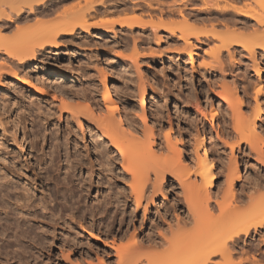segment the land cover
I'll list each match as a JSON object with an SVG mask.
<instances>
[{"label": "bare ground", "instance_id": "bare-ground-1", "mask_svg": "<svg viewBox=\"0 0 264 264\" xmlns=\"http://www.w3.org/2000/svg\"><path fill=\"white\" fill-rule=\"evenodd\" d=\"M48 1L49 0H0V60H4L2 62L0 61L1 63L0 87L1 86L7 87V85L10 84L13 85L15 89H18V91L25 90L22 86H26L27 88L29 87L32 91H34L35 94L37 95V96L35 95L36 99H34V95H32L30 97H33V100L31 101L28 100L30 104H25L26 103L25 102L23 103L25 105H22V103H20L22 105L20 106L23 108L27 106L28 107L27 109L31 110L29 111V113L33 111L36 112L34 114H37V117L36 115L35 117L33 116L35 119L38 118L36 119V121L39 120L35 124L37 125L38 123L39 128H37V130L34 129L35 131H37L36 136L42 137L43 135V137H46V133L44 134L41 133L42 130L41 127L42 126L46 127V125L48 124L52 126L53 129L50 132L47 131L46 128L44 129V127L43 129L45 130V132H49L50 139L52 141L55 140L56 142L54 144V149L52 148L53 150L50 151L48 156H46V158H42L39 154L36 153V151H34L36 149L35 147L38 148L37 146L38 144L37 145L35 144L36 141L35 142L31 141L33 142L31 143L32 152L34 153V155H36L34 160L36 164L34 165L31 163V161L28 160L29 158H26L25 155L27 153L24 155V150H25L24 144L16 145V146L19 145L17 147L19 149L18 153H12L11 155L8 153L5 154L7 152L4 151L5 147H3L4 145H6L4 140L5 138L3 135L0 137V145H2L3 147L2 148L0 146V234L2 235V238L1 236L0 238L2 241L4 240L2 242L3 244L2 243L0 244V257H4L2 256V254L3 253L5 254V261H3L2 264L14 263L11 261L10 259L11 257L10 258L7 257L10 256L11 253L13 252H17V254L20 253V255H22V253L25 254L26 252L25 247H28V245L26 246L25 243L29 239L32 241L34 240V243L36 241V243L40 246L39 248L43 246L45 250V248H52V246L54 245V241L56 239L58 241L59 235L61 234L62 236H65V233L67 232L68 235L65 236V239L77 240V243H79L80 241L78 235L83 234L79 231L80 229L88 233L92 239L97 241L95 247L99 249L98 251L99 253H95L97 262H92L90 259H88L85 260V262H76L75 264H84V263L111 264L110 261H112V258L114 256L117 259L116 264H217L213 260V258L217 256H220L221 258L223 257L224 259L227 258L226 262L225 260H223L224 264H228V262L232 263V259L231 262L228 260L235 255L237 251V247L242 242L243 237L249 238L253 233L256 234L262 233L264 235V193L261 190L263 189L264 191V173H262L263 171H261L262 167H264V133H263L264 130L260 127L261 125L260 126L257 125L258 120H260L262 116V103L260 102V94L264 93V81L261 79L264 70H262L260 61H258V59L257 62L253 61L255 62L253 63L254 64L253 68H255V72L257 76H259L258 77L259 82H257L258 86L255 89L256 90L255 93L256 92L257 93L254 99L256 101L255 102L256 107L253 117L249 118L246 116L243 109L244 99L240 96L237 89H234L235 88L234 86L230 87L229 85L226 84L222 87V90L216 93L219 94L220 96V102L225 103L227 109L230 110L231 112L230 117L234 123L233 128L235 132L234 133L235 136H233L232 139L234 140V137L236 139L233 142L229 141L231 143L229 144V148L231 150L232 157L230 159V166L228 168L229 173L226 176V181H225L227 182L226 184L228 185L227 186L228 189H226L225 191L226 197L223 196L222 202H220V200H218V195H216L214 192V187L216 185L215 184L216 175L213 170L214 161L211 158L212 156L210 157V154H208V152L205 149H203L204 150L203 155H200L199 153V146H204L203 144L205 139L203 135L197 134L199 135L197 140V147L194 148V150L196 149L195 151L196 155L195 153L194 155L196 156L195 159L197 158V161L194 162L193 160L194 163L193 162L187 163L184 160L185 157L183 155V150L179 145L180 139H178L176 134L175 135L172 134V130H173L171 126L172 124L169 123V128L166 130L165 142L163 139H161L163 140V141L160 140L162 143L161 142L156 143L157 140L155 141L154 133L152 132L151 129H149V131L148 130L139 131L137 128H134V126H131V124L128 123L130 121L128 120L129 118L127 119L128 122L126 124L124 123V120L122 119L120 113H118L119 116L116 117L117 114L116 111L118 112L120 108L118 102L113 99L112 93L109 89L106 88V93L103 96L104 97L103 100H105L104 108L101 107V105L98 104V102L95 105L88 103L87 106H81L80 104H77L75 97L71 94L72 92L74 93L76 91L74 88L77 85V83L74 82L75 81L74 75L69 73L67 74L63 71L48 70L46 65H43L42 62H39L40 60L38 61L39 57L41 55H44L47 49H51L55 52L56 50L62 48L58 40L59 37H61L62 35L74 34L77 28L86 29L87 24H86L85 12L88 9H90L89 6L91 5V10L93 9L95 13H97L98 8L99 10L102 9L101 1L100 4H97V2L94 4L91 2V0H89L88 2H91L93 5L89 3V6L86 4L87 7L82 8L81 10L79 9L80 12L79 11L77 12L78 15H80L79 17H82V19L74 18L72 20H69L64 18L61 20L62 22L61 21L56 22L53 25L49 24L48 29L46 28L47 30L44 29L43 31V28L37 29L39 30L38 31L39 34H36L37 36L36 38L34 37L33 40L37 38L38 39L35 40L34 43L33 42L31 43V40L29 41V39H28L29 42L25 41L23 37L22 38L26 43L22 39H21L22 41H20L21 43L18 42L19 40H17V38L15 37L11 39L12 37H10V35H12V33L10 35L7 34L9 35L10 39H7L8 36L7 38L6 36H4L5 34L4 32H6L9 29V27H11L13 24H16L17 22L19 23L21 21L24 22L29 20L31 21L32 18L34 19V17L36 16L37 18H39L38 16L50 14L52 11L54 12L55 9H57L56 8L57 5L60 6V4L58 3H55L54 5L49 4ZM188 1H192V0H188ZM231 2L229 1V3H227L225 6L223 5L224 7L217 6L216 11L219 10L221 12L222 11L226 12L229 9L230 10L233 9L235 12L239 11V13H241L240 10L242 12H245L240 7H237L234 4V1L232 3ZM83 3L81 4L80 2L82 6L85 4ZM72 6L70 7L69 5L68 7L70 8L67 7L68 9H66L65 7L64 10L62 8L60 10L62 12H60L58 16L59 15L61 16L63 11L64 13L65 12L67 13L66 10L70 9L71 11L77 8ZM83 9L86 11H84ZM208 10L209 11L208 14H206V17L199 16V18L200 17L202 18V19L200 18L201 21L202 20L212 21L214 19L217 20L218 17L214 14L215 12L212 11L213 9L209 8ZM81 11H83L84 14H82L83 12ZM244 15L246 16V18L255 19V21L257 22V24L260 25V27L262 25V22H264L262 21V19L253 17L250 14H244ZM183 18L186 23H187V19L188 21L192 22L190 16L188 18L184 16ZM234 19L230 20L233 22L232 25L234 24L235 21ZM107 20H103V22L105 21L104 25H106ZM238 20L239 19H237L236 21ZM38 21L39 23L38 24L35 23V25L40 24L41 21L40 20ZM42 21L45 22V20ZM107 22L109 23L110 21L108 20ZM114 22H116V24L119 23L118 25L121 26L124 25L130 28L133 27L134 25L136 26L137 24H140L141 26L143 25L146 26L145 22H143L140 18H130V19L125 18L124 20H118V22L117 20L116 21L114 20L112 21V24H114ZM242 23L246 25L248 23V20L245 19L242 21ZM257 24L255 26H257ZM226 25L227 26L225 27H228L229 24L226 23ZM245 29H249V28H244V30ZM12 30L13 28L11 29V31ZM19 30L21 29L19 28ZM178 30L180 31L179 37L186 44V49L188 50V55H190L189 58L191 61H193L192 58L195 57L193 55L194 54L196 55L198 53L195 51V47H199L200 49L201 46V45L198 46V44L196 45L191 41V37L193 36L200 44L206 42L204 38L208 42H210L212 39L219 42L211 52L212 54L211 56L213 57V60L216 61L219 60L220 55L224 50H227L230 53L229 56L231 58V61L233 59L235 60L236 59L235 54L231 53V46L234 44H240L241 46H243V48L248 51L249 56L253 57L254 60H256L255 59L256 48L261 50L260 52L262 51L264 52V28H255L254 30H251L253 31V33H250L248 36L245 35L247 38L246 37L243 38V36L236 37L239 36L237 35V31L235 29H230V28H226L224 31H222L223 29L217 30L215 28L204 31H195L193 29L195 31L194 32L192 28L188 26V28H180ZM23 31L24 29L22 30V33ZM170 32L171 34L173 33V35L176 34L175 29H170ZM15 35L16 33L13 36ZM26 35L31 37V33L29 34L27 31H26ZM248 37L249 38L256 37V39L259 40V42L255 43V40L250 41ZM160 38H159L160 41L163 40L162 38L161 39ZM10 40L11 41L17 40V42L20 44L16 43L15 41H14L15 43H13ZM28 61H34V62L36 61L35 62L36 65H33L35 68L32 69L30 67L34 71L33 75H32L33 72L32 70L31 71H28L29 69L27 70ZM69 63L70 62H68V65L70 67ZM6 67L9 68L7 69ZM72 70L73 69L69 71L72 72ZM77 86L79 87V85ZM77 86L76 89L81 90L80 88L82 86L80 88H78ZM79 90L77 91L79 92ZM90 90L87 89L88 92ZM0 92L1 94H3L2 91ZM19 93L21 94L20 91ZM91 93L94 92L92 91ZM6 95L5 96L3 95L4 97L0 95L1 96L0 106L5 108L2 109L7 110L8 112H10L11 110H15V109H9L11 108L10 106H12L11 104L15 106L14 104L16 103L12 101V99L8 98L9 95L7 96V98H5ZM143 96L144 97L147 96L145 89L143 90ZM30 97L29 99H31ZM47 97L49 98L51 97L54 100L58 99L59 97L61 99L62 105L60 104V106L58 105L56 106L54 104L55 101L53 102L51 101L52 99H47ZM60 99H58L59 102ZM16 102H19V100ZM57 108H59L60 110L58 111ZM102 108L105 110H103ZM17 110L19 111V108ZM24 112H26V110L22 111V113ZM215 112L212 111V114L215 115ZM20 114H18V119L20 118L22 119L24 117V121H25L26 116L22 115L21 117L19 116ZM92 115L94 118L92 117ZM65 116L67 123L80 121L82 117L85 118L87 116H89L87 117L89 118L87 119L88 121L89 120L90 122L94 121L92 122V124H95L97 127V131L95 130V133L97 132L96 135L101 137V139H99V137L97 136L98 138L94 142L95 143L93 146L95 149L94 154L92 151H90V149L85 147L82 148L81 146H79L80 144L78 143H77L78 145L73 144L74 150L73 149L70 150L69 144H71V142L70 139L67 137L68 135L64 136V140L60 142V135H59L57 123ZM91 117L93 120L90 119ZM14 118L13 121L15 120ZM116 118H118L120 121L119 120L117 121ZM2 121L3 120L0 121V125L3 124ZM9 121L11 122V119H9ZM18 121L20 120H17V122H15L16 123L14 127L15 130H18V126L20 122L22 123L20 129L23 128L22 127L23 122L22 121L18 122ZM117 122L118 123L120 122L121 127L118 125ZM55 126L56 128H54ZM5 127H4L5 129L4 132H6ZM1 128L3 127L1 126ZM196 131H198V133L200 132L199 130ZM227 142H225L226 145ZM244 145L248 146L247 148L249 150L248 154L250 155V157H253L256 161V163L253 164V168L257 172L255 170L253 171H255L254 174L257 175L256 176L254 175L253 178V174H250V176L254 179L253 186L248 185L249 186L248 187L246 185V187L249 189V190L246 189L248 191L247 193H249L247 194V199L249 197L250 200L254 199L256 202L252 208H250L249 210H247L246 213H244L245 214L244 216L242 213H241L242 215L239 213L235 218V216L231 217L232 211L238 213V209H240V206L238 207L237 205H239V203L242 202V199L241 198L237 199L234 186L237 182L240 181L242 182V180L246 181L249 178L248 176V178L244 179V176H247V174L249 173L250 163L249 166H247L249 160H247L246 165H244L246 166V173L248 172L246 175L243 176L242 172H240V166H239V162H240L239 160L242 158V156H244L242 155L245 151L243 150ZM9 147L6 148L9 149ZM62 151H64L65 154L62 153ZM237 151L243 152L242 154H240V156L242 155L241 158L237 156ZM97 154H99V156H97ZM64 155H65V159H63ZM93 156L96 157L95 161L92 159ZM247 158L249 157L247 156ZM37 168L40 169L39 172L37 171ZM253 168L251 167V169ZM97 178L98 180L96 182ZM170 179H174V181H176L177 184L180 185L179 187H181L180 189L183 192L181 193L184 195L181 196H183V200H185V204L187 205L186 208L188 210V214H187L188 222L179 219V217L176 216L177 218L175 217L174 219H177V221L175 220L176 221L174 222L175 225L174 224L172 225V222L167 223L168 221L165 220L166 221L165 222L161 217H159L161 214H159L158 217L155 218L153 217L155 214L152 215L151 213L153 211L152 208L154 206H157L158 204L157 201H160V198H167L169 191L167 189L168 187H166L165 184L168 183ZM45 182L46 184L49 185V187L44 189L45 190L44 191L42 189L45 188ZM249 182L250 179L248 183ZM94 189H97L100 192V194L97 197L92 196V191ZM258 189H260L262 193L260 192V190L257 191ZM254 190L258 192L257 194H259L258 195L259 198H257L256 195L257 199L255 198V196L253 198V195H255L252 194ZM224 197L226 199L230 197L229 198L230 200L234 198L235 202L237 203L236 205L237 207L235 206L234 208L232 209L230 208L227 210V208L229 207H226L225 205L226 203H224L226 202V200ZM90 200H95V202L93 201L91 202ZM230 200H229V202H231L230 204H233V202ZM162 203L159 202V204ZM212 203H215L218 206V208L221 209V211L226 209L224 210L225 212L223 211L224 213L222 212L220 214L221 215L223 214V217L224 215L225 216L227 215L231 218H234L233 219L234 221H232V219L227 216L224 218L223 217L218 218L219 216L218 215L217 218L219 220L222 218L223 220L226 219L225 222L226 223L228 222L227 224H229V222L232 221V223L229 224V226L226 225L225 223V226L226 227L228 226V228L230 229L223 228L225 230L223 231L221 230V228H219V226L221 225H216L218 226V229L221 230L220 232L216 230L218 234L217 232L214 233L216 236L217 235L218 236L215 237L214 235L213 237L212 236L213 234L211 233H209V235L211 234L210 236L216 239H219V236L221 237V235H223V237L219 239L220 243L217 244L215 243V245L213 244V242H215V239H213L211 245L205 246L208 247L205 249L204 247H202V244L204 243L203 239L209 235L203 236V233L205 234V232L204 231L201 232L202 230H199V232H196V234L193 233V230L192 233L188 232L191 230V228H189L188 226L187 229L186 222L189 225L193 221L191 220L192 217L194 218L195 221H197L201 217H203L204 214L211 212V210H213L212 207L214 208ZM167 204H165L164 206L168 207ZM181 204H184V202L183 203L181 202ZM222 206L224 209L222 208ZM164 210H166V208ZM112 211H113V215H111ZM141 211H143L142 220L139 219V215ZM241 211H244V209ZM157 212L159 211L157 210ZM228 212L230 213L229 215L227 214ZM87 213L91 215L88 216V218L89 217L91 218V221L88 220V222L90 223L86 226L83 225L82 222L77 227L76 218H78L80 221L83 220L84 218L86 222ZM98 214H100L99 220L103 224L104 223L107 224L108 223L107 221H109L111 217H113L115 220L120 219L121 226L125 225L124 222L127 218H129V222L132 223L133 225L140 220L139 232L141 235H143L142 239L141 240H138V238L136 239V234L134 233L136 229H134V232L131 236L132 239H130V241H128L126 245H119L115 238H112L111 240L109 239L108 241L106 239L104 240L102 237H100L101 235H98V233H96V231L94 230V228L96 229L97 227L95 223L97 220L96 216ZM211 216H212L211 218H215L214 220L216 222V217H214L213 214ZM208 217L210 218V216ZM201 220L203 219L201 218ZM111 221H109V223ZM220 224H222L223 226V223ZM63 225L69 227V230L66 231ZM208 225L211 224L208 223ZM209 227L207 229L210 232H212L210 230L211 226ZM214 228L216 229L217 227H215L214 225ZM73 230L77 233V235H75L72 238L71 236L73 234L72 233ZM108 231L114 232V229L110 231L109 228ZM209 231H206V234ZM24 239L26 240L28 239V240L24 243L25 241ZM262 240L264 241V237L262 238ZM88 244L89 243H86V245ZM257 245H259V243H257ZM257 245L255 243V246ZM30 247L32 246L30 245ZM158 249H161V251H158ZM27 250L29 251V249ZM74 250H70L69 254L66 255L63 254L64 258L70 261V254L74 253ZM87 251H88L87 253L91 255L92 253L91 248H88ZM113 252L114 254H112ZM193 252H196V255L194 258H191L190 254ZM48 260H51L50 255L48 257ZM1 261L2 260H0V262ZM249 262L251 263V261ZM254 262L255 261H253L252 264L255 263L257 264V261L255 263ZM259 263L260 262H258V264ZM49 264H54V261L50 262Z\"/></svg>", "mask_w": 264, "mask_h": 264}, {"label": "rangeland", "instance_id": "rangeland-1", "mask_svg": "<svg viewBox=\"0 0 264 264\" xmlns=\"http://www.w3.org/2000/svg\"><path fill=\"white\" fill-rule=\"evenodd\" d=\"M76 1L77 0H49L48 1L49 4H53V5L55 3L60 4L61 7L59 5H57L56 7L59 10L55 9L54 12L50 11L51 12L50 14L38 16L39 18H37L36 16L34 17V19L32 18L31 21L30 20L26 22L21 21L22 23L17 22L16 24H13L11 27H9V29L6 31L7 33L4 32L6 34V35L4 34V36H6V38L8 36L7 39H10V37H12L11 39H13V37H15L17 38V40H19L18 42L22 41L24 38L25 41L29 42L31 40V43L32 42L34 43L35 40L38 39L37 38L33 40L34 37L36 38L37 36L36 34H39L38 32L39 30L37 29L43 28V31L44 29L47 30L49 24L53 25L56 22H60L64 18L69 19V20H72L74 18L82 19V17H79L80 15H78V12H77L79 11V9L81 10L82 8L87 7V5L89 6V3L91 2L94 4L96 2L97 4H100V1H101V5H102L101 7L106 8L107 10L100 9L98 10V12L96 11L97 13H95L93 9L91 10V5L89 6L90 9L87 10L88 12L83 9L84 11H86L85 12L86 24H87L86 29L77 28L74 34L62 35L61 37L58 38L60 45L62 46V48H60L61 50L59 49L54 52L51 49H47L45 54L39 57L38 61L40 60L39 62H42L43 65H46L48 70L63 71L67 74L69 73V74L74 75L75 77L74 82L77 83L79 87L77 85L76 86L78 88L82 86L80 89L83 92L79 89H76V86H75L74 89L76 91L73 93L72 92L73 89H72L71 94L75 97L77 104H80L81 106H87L88 103L95 105L98 102V104H100L101 107L104 108L105 100H103L104 98L103 96L106 93V88L109 89L112 93L113 99L118 102V105L120 108L118 112L116 111L117 113L116 117H118L119 116L118 113H120V115L122 116V119L124 120V123L127 124L128 120H130L132 123L130 121L128 123H130L131 126H134V128H137L139 131L141 130L149 131V129H151L152 132L154 133L155 141L157 140L156 143L157 142L160 143L163 140L165 142L166 130L169 128V123L172 124L171 125L173 129L172 134L174 135L176 134L178 139H180L179 145L183 150V155L185 157L184 160L187 163H191L193 162V160L194 162L197 161V158L195 159L196 149L194 150V148L197 147V140L199 136L197 134L203 135L205 139L204 144H203L204 146H199V153L200 155H203V151H204L203 149H205L208 152V154H210V157L212 156L211 158L214 161L213 170L216 175V179H215L216 185L214 187V192L216 195H218V200L222 202V199H223L222 197L223 196L226 197L225 191L226 189H228L227 187L228 185L226 184L227 182L225 181H226V176L229 173L228 168L230 166V159L232 157L229 144H231L230 142H233L236 139L235 137H234V140L232 139L233 136H235L234 134L235 132L233 128L234 123L230 117L231 112L230 110L227 109V106L225 105V103L220 102V96L219 94H216V93L222 90V87L226 84L229 85L230 87L234 86L235 88L234 87L233 88L237 89L240 96L244 99L243 109H244L246 116L249 118L253 117L255 107H256L255 105L256 101L254 99H255L257 92L255 93L256 91L255 89L258 86L257 82H259L258 81L259 76H257L255 72V68H253L254 67L253 63L257 62V59H258V61H260V64L262 66V70H264V56H263L264 52L263 51L260 52L261 50L256 48V57H255L256 60H254L253 57L249 56L248 51L245 50L243 46H241L240 44H234L231 46V53L235 54L236 59L235 60L233 59L231 61V58L229 56L230 53L227 50H224L222 51V54L220 55V58L218 60L219 62H218L216 60H213V57L211 56L212 55L211 52L219 42L213 39L210 42H208L204 38L206 42H204L203 44H200L197 42L196 38L193 36L191 37V41L196 45L198 44V46L201 45L202 47L200 46V49L199 47H195V51L198 53L196 55L195 54L193 55L195 57L192 58L193 61H191L189 58L190 55H188V50L186 49V44L179 37L180 31L178 29L188 28L189 26L190 28H192V30L194 29L195 31L210 30L212 28H215L217 30L223 29L222 31H224L226 28H230V29H235L237 31V35L239 36H236V37L243 36L244 38L248 36L250 33H253V31L251 30H254L255 28H264V22H262V25L260 27V25L257 24L255 19L246 18V16L244 15V14H250L251 16L260 18L262 19V21H264V0H207V1L206 0H192V1H188V0H94L93 1L91 0V2H88L89 0H78L77 3ZM229 1L230 2L234 1V4L237 7H240L247 13L242 12L241 10H240L241 13H239V11L235 12L233 9L227 10L226 11L227 13L224 11L221 12L219 10L216 11L217 6L224 7L227 3H229ZM80 2L81 4L83 2L85 4L83 3L84 5L82 6ZM64 3L66 4V6ZM77 4H80V5H77ZM67 5L68 6L70 5V7L72 6V7H77V8L79 7V8L78 9L75 8V10H71V11L70 9L66 10L67 13L66 12L64 13L63 11L61 16L60 15L58 16V14L62 12L60 11L62 8L63 10L65 9V7L66 9L70 8ZM209 8L213 9L212 11L215 12L214 14L218 17L217 20L214 19L215 21L214 20L212 21L202 20L201 21L202 18L200 17L201 18L200 19L199 16L206 17V14H208ZM82 14H84V12ZM184 16H186L187 18L190 16L192 22L188 21L187 19V23H186L183 18ZM125 18L126 19L140 18L143 22H145L146 26L145 25L141 26L140 24H137L138 26L134 25L133 27L130 28L128 26L118 25L119 23L116 24V22L112 24V21L114 20L115 21L117 20L118 22V20H124ZM228 18H229V21H228ZM231 18L232 19L235 18L234 19L235 21L237 19H239L240 21L238 20L235 23V21L233 20L235 25L234 24L232 25L233 22L230 21L232 20ZM37 19L40 20L41 22H44L42 20H45V22L44 23L40 22L39 25H35V23L36 24L39 23ZM107 19L111 23L110 22L108 23ZM245 19L248 20V23H247L248 25L247 24L245 25L242 23V21ZM103 20H107L106 25H104L105 21L103 22ZM100 22H103V23H100ZM188 22H189V25H188ZM226 23L229 24L230 26L228 25V27H225L227 26ZM256 24L257 26H255ZM12 28L13 30L11 31ZM19 28L21 30H19ZM244 28H249V29H245L246 30L245 31ZM23 29L24 31L22 33ZM170 29H175L176 34L175 35H173V33L171 34ZM36 30L38 33L36 32ZM26 31L29 34L31 33V37L27 36L28 34L26 35ZM13 32L14 34L16 33L15 36H13L14 35ZM11 33L12 35H10ZM7 34H9L10 37ZM160 36L163 39L161 41L159 40ZM253 37L251 38L248 37V38L250 39V41L255 40V43H258L259 40H257L256 37L255 38ZM17 40L16 41L10 40V41L13 43L15 42L18 43ZM41 60H43L44 62ZM0 61L2 62L4 60H0ZM35 62L34 61L27 62L29 68L27 66L26 67H27V70L29 69L28 71H31L32 69L35 68L33 66V65H36ZM68 62H70L69 64L71 68L69 67ZM71 69H73L74 71L72 70V72H70ZM33 73L34 71L32 72V75ZM261 79L264 81V72H263ZM22 87L25 90H19L21 94L19 93L18 89L14 88L13 85L8 84L7 87H2V86L0 87V91H2L3 93L1 94L0 92V95L5 96L7 94L5 98H7V96L9 95L8 98L12 99V101L16 103L14 104L15 106L11 104L13 107L10 106L11 108L9 109H15V110H11L10 112H8L7 110H3L5 108L0 106V118L1 120H3L2 123L5 124V125L3 124L0 125V137L3 135L5 138L4 140H5L6 145H8L6 146L3 144L4 145L3 147H5L4 151H7L5 154L8 153L11 155L12 153H18L19 149L17 147L19 145L24 144V149H25L24 155L27 153L25 155L26 158H29L28 160L31 161V163L35 165L36 162H34V160H35L36 155H34V153L32 152L31 143L36 141L35 144L36 145L38 144L37 145L38 148L35 147L36 149L34 148L35 149L34 151H36V153L39 154L42 158H46V156H48L50 151L54 149V144L56 142L55 140L52 141L50 139L49 132L53 128L52 126L48 124L46 125V127L45 126L41 127L42 128L41 133L43 134L46 133V137H43V135L42 137L36 136L37 131L35 130L39 128L38 127L39 124L38 123L37 125L35 124L39 120L36 121V119L38 118L35 119L34 117L35 115L37 117V114H34L36 112H34L33 109H32L33 112L29 113V111L31 110L30 109L28 110L27 106L24 107L26 112L22 113V111H25V110L21 106L25 104H30L28 100L30 101L33 100V97H30V96L34 95V99H36L37 95L29 87L28 88L26 86H22ZM89 87L91 90L89 89ZM87 89L90 91L88 92ZM144 89L147 94L146 97L143 96ZM77 90H79V92ZM92 91L94 93H91ZM4 92H7V93H4ZM24 95L26 98L24 97ZM28 96L31 99H29ZM47 99H52V98L47 97ZM58 99L60 98L58 97ZM58 99H55V100L52 99L51 101L53 102L55 101L56 103L54 102V104L56 106L57 105L60 106L61 99H60V102L58 101ZM18 100L19 102H16ZM260 102L262 103V116L260 120H258L257 125L258 126L261 125L260 127L264 130V93L260 94ZM20 103H22V105ZM18 108H19V111H21L22 108L23 109L21 112H19L17 110ZM57 109L58 111L60 110L59 108ZM4 111L7 113H5ZM212 111L214 112L216 111L215 115L212 114ZM18 114H20L19 116L21 117L22 115L26 116L25 117L26 120L24 121V117L22 118L23 120L20 117H19L20 119H18ZM87 117H85L86 119L82 117L80 120L81 122L75 121L72 123H67L66 116L62 118L61 120H59L57 123V126L59 130V135H60V142L64 140V136L68 135L67 137L70 139V142H71V144H69L70 150L73 149V144L76 145L78 143L80 144L79 146H81L82 148L85 147V148L90 149V151H92L94 154L95 152V149L93 147L95 144L94 142L97 140L99 136L96 135L97 132L95 133V130L97 131L96 125L92 124V122H94L92 121L93 115L90 118L92 119L91 120L92 122H90V120L88 121L87 119L89 118ZM13 118L15 119L14 121H13ZM30 118L32 121L30 120ZM9 119H11V122L9 121ZM17 120H20L23 122V125H22L23 128L20 129L22 123L18 121L20 122V124L18 126V130H15L14 128L16 125L15 122H17ZM116 120L118 121L119 119L116 118ZM118 125L120 126V122L118 123ZM1 126L3 128H1ZM4 127L6 128V132H4L5 130ZM43 127L44 129L46 128L47 131L49 132H45ZM54 128H56V126ZM196 130H199L200 132L198 133V131ZM159 132H160V135H159ZM99 139H101V137H99ZM222 142L224 143L227 142V145L226 143L224 144ZM17 144L19 145L16 146ZM0 146L2 147V145ZM6 147L7 148L9 147V149H7ZM247 148L248 146L244 145L243 147V150H245L244 153L237 151V156L239 158H241V156L244 155L239 160L240 162L238 161L239 166H240V172H242L243 176L248 173V172L246 173V166H244L246 165V161L249 160L247 166H249V163H250L249 173L247 174V176H244V179L248 178L249 176V178L246 180L247 182L245 180H242V182L241 181L237 182L234 186L236 197L237 199L241 198L242 202L239 203V205H237L234 198L230 200L229 199L230 197L227 198L228 200L224 197L226 202H224L225 200L223 201L224 203H226L225 204L226 207H229L227 208V210L230 208L231 209L234 208L236 205L238 207L240 206V209H238V213L237 212L235 213V211L234 212L232 211L231 217L235 216V218L237 217L239 213L240 214L242 213L244 216L245 215L244 213H246L247 210L252 208L256 202L254 199L250 200L249 197L247 199V194H249L247 193L248 192L247 190L249 189L246 187V185L253 186L254 175L255 176L257 175V174H254L256 170L253 168V164L256 163V161L253 157H250V155L248 154L249 150ZM62 153L65 154L64 151H62ZM240 154L242 155L240 156ZM97 156H99V154H97ZM247 156L249 158H247ZM63 159H65V155L63 156ZM92 159L95 161L96 157L93 156ZM242 159L244 160V162ZM251 167L253 169H251ZM37 171L39 172L40 169L37 168ZM261 171H263L262 173H264V167H262ZM250 174H253V178L250 176ZM249 179H250V182L248 183ZM97 180L98 178L96 179V182ZM243 183H246V184H243ZM166 184L165 186L168 187L167 189L169 193L167 195V198H160V201H157L158 203L157 206H154L155 208L154 207L152 208L153 210L151 212L152 215L154 214L156 215V216L154 215L153 217L157 218L158 215L161 214L159 217H161L164 221L165 220L168 221L167 223L172 222V225L173 224L175 225L174 222L177 221V219H174L176 216H178L179 219H182L188 222V216H187L188 210L186 208L187 205L185 204V200H183L184 195L182 194L183 192L180 189L181 187H179L180 185L177 184V182L174 181V179H170L169 182ZM48 187L49 185L46 184L45 182V188H43L42 190ZM255 190H254L255 193L254 192L252 193V194H255L253 195V198L254 196L256 198V195H257V198H259L258 197L259 194H257L258 192H256ZM259 190L260 189H258L257 191ZM261 190L264 193L263 189ZM99 194L100 192L97 189H94L92 191L93 197L95 196L97 197ZM229 200L232 201L233 204H230L231 202H229ZM90 201L95 202V200H90ZM180 201L182 203L184 202V204H181ZM159 202L160 203L164 202L165 204L168 203L167 204L168 207H165L164 203L159 204ZM212 204L214 206V208L212 207L213 210H211V212L209 213L204 214L203 217H201L203 220H201L200 218L199 220L195 221L194 218L192 217L191 220L193 221L191 224L188 225V223L186 222L187 229H188V226L189 228H191V230L188 232L192 233V230H193V233L196 234V232H199V230H202L201 232L203 231L205 232V234L203 233V236L209 235V233H211L213 234L212 236L214 237L215 232L217 231L220 232L221 230L225 231L223 228H228L229 224H231L232 221H234L233 220L234 218H231L226 215L227 217L232 219V221H230L231 220L230 219L229 224H227L228 222L227 223L225 222L226 219L223 220V218L226 216L224 215L223 217V214L222 215L220 214L226 209H224L222 206L224 210L221 211V209H219L215 203H212ZM165 208L166 210H164ZM243 209L244 211H241ZM157 210L159 212H157ZM142 213L143 211H141L139 215L140 220H142V216H143ZM212 214L214 215V217H216V222L214 220L215 218H211ZM227 214L229 215L230 213L228 212ZM99 215L100 214L96 216L97 220H96L95 225L97 227L96 229L94 228V230L96 231V233H98V235H101L100 237H102L104 240L106 239L108 241L109 239L111 240L112 238H115L119 245H126L128 241L132 239L131 236L134 232V229H136L137 231V232L136 231L134 232L136 234V239L137 238L138 240L142 239L143 235H141L139 232L140 231V222H139L140 220L135 223L136 225L135 224L133 225L132 223L129 222V218H127L126 219L127 221L125 220L124 222L125 225L121 226L120 219L115 220L113 217H111L109 221L111 220L112 221L110 223L109 221H107L108 222L107 223L108 226H107L106 223L104 224L101 223V221L99 220ZM111 215H113V211ZM86 216H87L86 222L84 218L81 221L78 218H76L77 227L82 222H83V225H86V226L90 223L88 222V220L91 221V218L90 217L88 218V216H91V215L87 213ZM208 216H210V218ZM217 216L218 218H221V217L223 218L219 220ZM219 222L223 223V226ZM208 223L211 225H208ZM225 223L226 225H228L227 227L225 226ZM109 225H111L112 227ZM214 225L215 227H217L216 229L214 228ZM216 225H221L219 226L221 230L218 229V226ZM209 226H211L210 230L212 232H210L207 229ZM63 227L65 228L66 231L69 230V227H67L66 225H63ZM108 227L110 228V231L114 229V232L113 231L109 232ZM79 231L83 233V234L78 235L79 241H80L79 243H77V240L65 239V236L68 235L67 232L65 233V236H62L60 234L58 241L57 239L54 241V245L52 246V248H45V250L43 246L39 248L40 246L36 243V241L34 243V240L32 241L30 239L29 240L27 239L28 240L27 241L26 239H24L25 240L24 243L27 241L25 245L26 246L28 245L29 247V248L25 247L26 248L25 251L27 253L25 252V254L22 253V255H20V253L17 254V252H13L11 253L10 256H7V257L8 258L11 257L10 259L12 262H14L13 264H49L50 262H53V261H54V264H72V263L75 264L76 262H85V260H88V259H90L92 262H97L96 257H95V253H99L98 252L99 249L95 247L97 241L92 239L90 235L82 231V229H80ZM206 231H209V232L206 234ZM72 233H73L71 236L72 238L75 235H77V233L74 230ZM210 235L205 237L206 238V239L204 238L205 240L202 238L204 242L202 244V247H204L205 249L208 248L205 246L211 245V243L213 242L212 241L213 239H215V242H213V244L215 245V243L216 244L220 243L219 239L223 237V235H221V237L219 236V239H216V238L211 237ZM0 236L2 238L1 234ZM217 236L215 235V237ZM262 236L264 237L262 233L261 234L253 233L249 238L243 237V240L245 243L242 240V242L237 247V251L235 255L232 256L228 260L231 262V259H232V263L228 262V264H246V263L249 264L250 263L249 261H251L250 264H252L253 261L255 262L257 261V264L258 262H260L259 264H263L264 263V241L262 240L263 238ZM1 238H0V244L4 241V240L2 241ZM86 243H89V244L86 245ZM255 243L256 245L257 243H259V245H257L258 247L255 246ZM30 245L32 247H30ZM252 247L254 248L255 251L253 250ZM88 248H91V251H92L91 255L87 253ZM27 249H29V251ZM161 249H158V251H161ZM70 250H74V253L70 254V261H69L64 258L63 254L65 255L69 254ZM3 254L2 256L4 257H0V260H2L0 264H2L3 261H5V254L4 255ZM112 254H114V252ZM246 254H249V255H246ZM49 255L51 256V260H48ZM195 255H196V252H193L190 254V257L194 258ZM116 260L117 259L114 256L112 258V261H110L111 264H116ZM213 260L217 264H224L223 260H225L226 262L227 258L224 259L223 257L221 258L220 256H217V257H214Z\"/></svg>", "mask_w": 264, "mask_h": 264}, {"label": "crops", "instance_id": "crops-1", "mask_svg": "<svg viewBox=\"0 0 264 264\" xmlns=\"http://www.w3.org/2000/svg\"><path fill=\"white\" fill-rule=\"evenodd\" d=\"M103 9V8H102ZM98 10H99V8H98ZM121 10V9H120Z\"/></svg>", "mask_w": 264, "mask_h": 264}]
</instances>
